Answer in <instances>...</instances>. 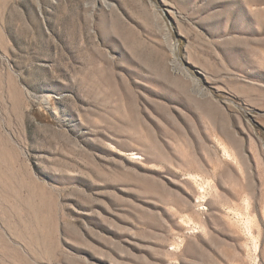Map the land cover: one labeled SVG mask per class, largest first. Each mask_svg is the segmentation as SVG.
<instances>
[{"label": "rangeland", "instance_id": "374dc122", "mask_svg": "<svg viewBox=\"0 0 264 264\" xmlns=\"http://www.w3.org/2000/svg\"><path fill=\"white\" fill-rule=\"evenodd\" d=\"M0 264H264V0H0Z\"/></svg>", "mask_w": 264, "mask_h": 264}]
</instances>
